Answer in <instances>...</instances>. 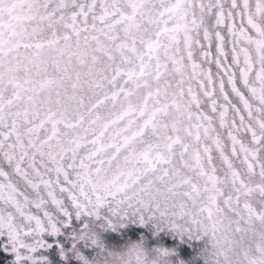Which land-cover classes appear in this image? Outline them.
<instances>
[{"label": "snow or ice", "instance_id": "6c2138e0", "mask_svg": "<svg viewBox=\"0 0 264 264\" xmlns=\"http://www.w3.org/2000/svg\"><path fill=\"white\" fill-rule=\"evenodd\" d=\"M0 264H264V0H0Z\"/></svg>", "mask_w": 264, "mask_h": 264}]
</instances>
